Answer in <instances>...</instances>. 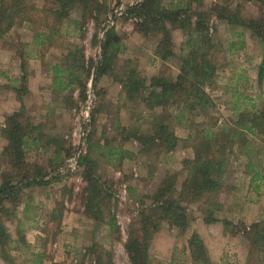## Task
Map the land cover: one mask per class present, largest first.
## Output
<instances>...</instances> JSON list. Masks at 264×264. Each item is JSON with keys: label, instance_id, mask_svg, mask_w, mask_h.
Masks as SVG:
<instances>
[{"label": "rangeland", "instance_id": "1", "mask_svg": "<svg viewBox=\"0 0 264 264\" xmlns=\"http://www.w3.org/2000/svg\"><path fill=\"white\" fill-rule=\"evenodd\" d=\"M51 1L27 0L26 7L31 12L27 17H38L37 24L30 26L17 19L13 29L0 38V50L11 53L7 57L14 54V59L18 61V54L21 53L29 58L26 60L27 88L31 86L35 95H25L22 103L15 100L19 103L18 112L22 114V120L32 126H39V131L45 136L40 138L39 131H35L33 138H37L38 145L29 146L24 162L33 174L36 169H40L44 178L37 182H46V185H33L21 190L19 203L14 209L11 210L6 204L12 214L3 217L9 241L3 253L0 252V264H96L99 255L102 264H128L123 243L129 228L137 226L139 210L150 204L148 197L164 177L175 178V189L177 193L180 191L186 177L182 162L194 157L192 144L187 141L189 129L198 130L195 126L201 124L202 117L193 119L191 126L177 125L174 109H166L164 113L169 119L167 123L178 139L176 148L170 153L155 151L140 154L139 144L124 141L122 133L111 128L114 123H118V128H138L145 135L152 118L161 109L148 111L140 104L129 102L115 79V75L121 74L118 68L114 71L115 75L109 73L98 80L96 91L92 88L91 80L87 81L84 102L78 95L79 84L69 74L79 65L88 68L81 59L86 63L93 61L94 65L98 62L102 28L106 23L108 28L112 25L116 28L122 41L119 67L131 60L137 65L141 76L149 80L156 75L174 77L177 62L159 61L154 56V40L157 37L143 38L134 31L133 21L123 16L125 9L139 0H97L109 12L107 20L98 28L90 19H81L80 8L77 6L47 45L37 47L33 44V36L42 31L48 32L38 23L45 18L40 17L43 14L39 11L50 8ZM178 1L175 0L174 4ZM171 2L163 0V5L169 7ZM215 5L225 8L229 6L245 21L261 19L264 15V7L260 3L240 0L192 1L191 7L195 9L199 6L208 15L210 8ZM104 19L105 15L101 16L100 20ZM207 35L211 39L209 53L218 66L214 88L206 89L215 104L209 116L215 118L218 126H224L234 120L232 118L236 112H251L260 108L264 102V75L260 80L257 78L262 63V49L246 29L229 26L213 17L209 19ZM171 36L174 53L177 57L183 55L185 34L171 30ZM69 55H74L75 60L69 58ZM5 64L0 61V71ZM9 64L11 68L8 72L12 77L13 65L11 61ZM56 66L68 69V73L59 75V79L63 84L74 83L72 87L64 89L63 86L53 84V68ZM83 83H86L85 76L81 78ZM0 86V100L7 98L8 94H14L8 83ZM21 106L23 110H20ZM91 114L92 117L94 115V123H91ZM202 128L205 129V126ZM93 131V141H100L99 146L90 152L95 162L93 173L103 192L110 196L107 214L115 219L118 228L115 235L110 234L105 225L96 224L84 216L85 172L77 162L85 154L87 139ZM246 137L248 142H256L255 148H250L252 155L248 159L236 144L229 154L223 176L224 191L218 196L221 212L217 218L226 222V225L220 222L226 231L222 244L209 251L197 234L211 264H242L249 256L253 258L249 264H264V253L254 250L249 252L246 236L252 224L264 226V198H260L261 194L255 191H249L254 182L258 181L256 178L250 184V179L255 178L256 173L259 175L264 172V145L249 135ZM1 139L0 185L6 177L15 174L2 157L1 142L6 144V141ZM117 149L120 154L108 158V152L114 153ZM257 154L261 155L258 157ZM73 158L77 161L76 166L70 163ZM249 162L254 166L253 170L248 169ZM183 206L193 221L184 232L169 228L166 223L161 224L160 231L154 235L149 247L151 264H193L187 250V241L193 234L189 233V229L196 224L197 219L199 224L203 218V207L200 203H184ZM37 231L39 233L35 234Z\"/></svg>", "mask_w": 264, "mask_h": 264}, {"label": "trees", "instance_id": "2", "mask_svg": "<svg viewBox=\"0 0 264 264\" xmlns=\"http://www.w3.org/2000/svg\"><path fill=\"white\" fill-rule=\"evenodd\" d=\"M26 1L0 0V38L6 36L13 29L17 19L23 20L30 26L37 24L38 17L35 19L27 17L31 12L26 7ZM174 1L172 0L169 7H166L163 5V0H139L123 12L126 19L133 21V29L136 33L143 38L157 37L154 40L156 42L154 56L159 61L162 63L171 60L177 62V73L174 77L156 75L147 80L141 76L137 65L131 60L125 61L119 67L122 41L116 28L113 25L108 28L107 23L102 28L103 36L99 46L98 62L94 65L93 61L86 63L81 59L84 64L88 65V68L85 69L84 65H79L74 68V72L69 74V77L74 78L73 81L79 84V88L77 87L79 89L78 95L84 102L89 80L93 78L92 88L96 91L98 80L109 73L114 74L118 68V72L121 74H114L115 79L129 102L140 104L148 111L161 109V112L152 118L149 131L145 135L138 128H118V123H114L111 128V130L120 131L124 136V141L139 144L141 146L139 153L143 155L155 151L170 153L176 148L178 139L173 135L170 124L167 123L169 119L164 113L166 109H174L177 125L189 124L191 126L193 119L202 117L201 124L195 126L198 130L189 129L187 141L192 144L194 157L192 160L182 162L186 177L182 181L180 191L177 193L175 189V178L164 177L153 194L148 197L150 204L144 205L139 210L137 226L129 228L127 238L123 243L128 264H151L149 247L154 235L160 231L162 223H166L169 228L181 232L189 227L193 219L188 215L187 208L183 206L184 203L188 205L200 203L203 207L201 209L204 224L220 223L221 221L217 218V214L221 212L218 196L224 191L223 176L228 165L229 154L238 144L242 149L241 152H245L248 159L250 158L253 152L250 148H255L256 142H248L246 135L264 145V102L260 108L251 112H249L250 110H245L239 114L236 112L232 118L234 120L230 124L218 126L215 118L209 116L215 104L206 92V89L214 88L218 69L209 53L211 49V39L207 35L209 19L213 17L229 26L242 27L260 43L262 63L257 74V78L260 80L264 75V15L261 19L245 21L238 15L237 11L230 10L229 6L225 8L217 5L210 8V13L206 15L200 9L201 7L197 6L195 9L191 7L192 1L201 0H179L175 4ZM240 1L256 2L264 7V0ZM51 2L50 8L39 11L40 14H43L40 17L45 16V18L43 21L39 20L38 23L48 32L42 31L33 36V44L37 47L47 45V42L58 33L62 23L69 19L71 11L77 6L80 8L81 19H90L96 28L104 24L109 17V15L107 16L109 12L97 0H52ZM103 15H105V19L102 21L100 19ZM171 30H179L186 36L184 54L178 57L173 51ZM18 58L21 71L20 86L13 87V92L15 99L22 103L23 97L29 94L26 77V60L29 58L21 53L18 54ZM69 58L75 60L74 55H69ZM53 69L52 81L55 86H63L66 89L74 85L71 82L63 84L59 79V75L68 73V69L63 70L58 66ZM83 76H85V84H81ZM20 110H23L22 106ZM94 111H97L96 108ZM90 117L92 118L91 123H94V115L92 117L91 114ZM201 126H205V129H200ZM39 128V126H32L22 120V114L15 112L6 116L4 127L0 131V136L6 141L1 153L2 157L15 171L13 176L6 177L0 185L1 253L9 241V236L5 233L3 226V217L11 215L10 209L12 210L18 205L21 190L23 191L33 185H46V182L36 181L44 178L40 169L39 171L36 169L35 174H33V171H28V166L24 162V156L29 146L36 147L38 145V140L33 138V134L36 130L39 131ZM92 134L94 135V131L87 139L85 154L81 155L77 162L85 172L84 216L96 224L105 225L109 233L115 235L118 231L115 219L107 214L110 196L103 192L93 173L95 162L92 160L90 152L99 146L100 141H93ZM38 136L45 138L40 131ZM119 154V149L114 153L108 152V158ZM257 155L259 157L261 154ZM56 160L57 158H55ZM248 169H254L250 162ZM6 204L9 205L10 209L6 207ZM221 223L226 225V222ZM246 236L249 252L252 253L254 250L257 253H264L263 225L252 224ZM187 250L193 264H211L203 242L197 234H191L187 241ZM87 251L91 252L92 250L88 249ZM107 259L108 263L109 257ZM96 264H102L100 255L97 257Z\"/></svg>", "mask_w": 264, "mask_h": 264}, {"label": "crops", "instance_id": "3", "mask_svg": "<svg viewBox=\"0 0 264 264\" xmlns=\"http://www.w3.org/2000/svg\"><path fill=\"white\" fill-rule=\"evenodd\" d=\"M8 54L11 55V53H9L8 51L0 50V61L2 60L3 62H6V64L2 67V70L0 71V78H1L0 84L8 83V85H10V87H12V90H13V87L19 86L20 72H21L20 71V63H19V60L17 61L14 59L15 58L14 54L12 57L11 56L7 57ZM10 61H11V64L13 65L12 74L14 76H12V77L10 76V72H8L9 68H11V67H9ZM2 79L5 82L2 81ZM27 89H29L28 90L29 94L35 95L31 86L30 87L28 86ZM9 90H10V88H9ZM12 90H10L9 92L11 93ZM18 110H19V103L15 100L14 94L11 93V94L7 95V98L6 97L1 98V100H0V130L4 127V119L6 118V116H9L15 112H18ZM0 140H2L1 137H0ZM1 144H2V149H3L6 144L4 141H3V143L1 142ZM2 149H1V152H2ZM262 173L256 176V178H258V181L254 182L255 184L253 186H251V188L249 189V191H251V192L255 191L258 194H261L259 196L260 198L261 197L264 198V193H263L264 172H262ZM255 179L253 180L251 178L250 184H252L253 181H255ZM244 182H245V180H244ZM195 223L196 224L192 225V227L189 229V233L198 234L209 251L214 250L216 248L215 247L216 245L220 246V244H222V241L225 238V236L223 234L226 231L223 229V226H221L220 223H216V224H212V225H205L203 223L202 219L199 220V224H198V219ZM37 233H39V231L35 232V234H37ZM27 241H29V240L27 239ZM250 259H253V258H251L250 256L247 257L245 259V261L242 262V264H246V260L248 261V264H249ZM53 262L55 263L56 261H53Z\"/></svg>", "mask_w": 264, "mask_h": 264}, {"label": "built area", "instance_id": "4", "mask_svg": "<svg viewBox=\"0 0 264 264\" xmlns=\"http://www.w3.org/2000/svg\"><path fill=\"white\" fill-rule=\"evenodd\" d=\"M76 162H77V161L75 160V158H73V159L70 160V163H71L72 165H74V166L77 165Z\"/></svg>", "mask_w": 264, "mask_h": 264}, {"label": "water", "instance_id": "5", "mask_svg": "<svg viewBox=\"0 0 264 264\" xmlns=\"http://www.w3.org/2000/svg\"><path fill=\"white\" fill-rule=\"evenodd\" d=\"M93 82V78L91 79V83Z\"/></svg>", "mask_w": 264, "mask_h": 264}]
</instances>
